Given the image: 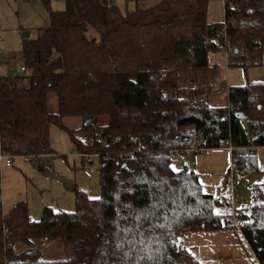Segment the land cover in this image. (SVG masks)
<instances>
[{
    "label": "trees",
    "instance_id": "1",
    "mask_svg": "<svg viewBox=\"0 0 264 264\" xmlns=\"http://www.w3.org/2000/svg\"><path fill=\"white\" fill-rule=\"evenodd\" d=\"M64 1L62 10L48 8L36 38L22 40L31 75L0 76V153L54 154L50 130L62 128L79 153L97 155L99 196L77 188L73 211L45 207L39 220L25 201L4 212L0 197V264H200L184 236L230 229L264 264V183L254 186L250 208L222 213L230 202L204 193L198 172L171 166L195 145H224L238 174L260 171L264 82L229 87L227 104L217 105L186 81L212 69L215 51L225 49L234 67L252 66L247 56L264 53V0H224L225 20L216 23L207 21L209 0H134L125 10L111 0ZM67 116L80 117L81 127L66 128ZM45 241L64 256L43 259Z\"/></svg>",
    "mask_w": 264,
    "mask_h": 264
},
{
    "label": "rangeland",
    "instance_id": "2",
    "mask_svg": "<svg viewBox=\"0 0 264 264\" xmlns=\"http://www.w3.org/2000/svg\"><path fill=\"white\" fill-rule=\"evenodd\" d=\"M45 1H50L47 6ZM121 10L133 9L134 0H111ZM64 0H29L16 2L14 0H0V49L5 50L6 56L0 63L6 75L20 72L23 65L22 34L28 32L29 37L36 38L41 29L49 22L48 8L64 9ZM207 21L210 23L224 22V0H209L206 8ZM90 37L98 34L90 30ZM252 64L250 67H234V57L224 49L212 52L209 56L211 70L200 74L196 81L187 82L188 85L204 88L201 94L207 96L211 104L226 105L229 87L244 86L253 82H264V53L247 56ZM253 62L260 65L253 66ZM207 81V82H206ZM209 83V84H206ZM48 109L57 111L56 97L49 98ZM106 124L101 118L98 125ZM64 125L69 130L81 127L82 119L76 116L64 118ZM50 148L53 153L35 156H12L13 163L7 167L0 165L1 185L0 197L2 208L7 212L17 203L25 201L29 208L31 220H39L45 207H52L59 211H73L75 205V190H83L90 198L99 196V160L97 155L85 156L79 153L75 144L62 128L51 127ZM77 137L78 132L73 133ZM86 146L84 138L76 140ZM199 151V150H198ZM259 170L256 173L236 174L239 181L233 192L226 186L225 180L230 171L235 170L232 154L224 145L219 148L194 152L191 150L186 156L175 154L172 156L171 166L179 170L185 164L200 174L204 193L218 196L222 201H229L225 206H219L222 213L231 211H245L254 204L253 188L264 183V147L256 150ZM54 160V161H53ZM187 167V165L185 166ZM234 232L224 235L192 232L184 236V245L189 249L200 264H259L255 254L249 247L242 232L238 229L225 230ZM38 245L41 246L40 242ZM64 250L55 242L45 241L42 246V258L55 260L64 256Z\"/></svg>",
    "mask_w": 264,
    "mask_h": 264
},
{
    "label": "built area",
    "instance_id": "3",
    "mask_svg": "<svg viewBox=\"0 0 264 264\" xmlns=\"http://www.w3.org/2000/svg\"><path fill=\"white\" fill-rule=\"evenodd\" d=\"M14 1H16V2H27L29 0H14ZM5 56H6L5 51L2 50V49H0V63H2V60L4 59ZM4 74H6V73H4L2 71V75H4ZM30 75H31L30 70H28L27 67H25V66L22 65L20 67V72L14 71V72H12V74H10L8 76L11 77V78H21L23 80H26ZM249 145L252 148L255 147V141L253 139H250L249 140ZM193 149H194V151H198V150L200 151L201 150V148L199 147V145H195L193 147ZM234 162H235V159L232 157V163H233V165H234ZM2 163H4L7 167H10L12 165V163H13V157L10 154H8V153H6V154L5 153H0V165ZM187 167L188 168H192V166H189L188 164H187ZM234 167H235V165H234ZM234 171H236V169L233 170V171H230L228 173V176H227L226 180H225L226 186L228 188L232 189V191H233V188H234L235 183L237 181V177H236V174H235ZM233 220L235 221L237 227L240 228L242 226L243 222L242 221H237L236 218H235V215H233ZM42 246H44V245H42Z\"/></svg>",
    "mask_w": 264,
    "mask_h": 264
},
{
    "label": "crops",
    "instance_id": "4",
    "mask_svg": "<svg viewBox=\"0 0 264 264\" xmlns=\"http://www.w3.org/2000/svg\"><path fill=\"white\" fill-rule=\"evenodd\" d=\"M50 3V2H49ZM3 50V49H2ZM5 51V50H4ZM6 53V52H5ZM187 164H185L184 166H186ZM237 171V170H236ZM235 172V171H234ZM235 174H236V172H235ZM236 176H237V174H236ZM234 189V188H233ZM232 190V189H231ZM233 192V191H232ZM234 230H237V229H234ZM238 231H239V229H238ZM202 233H206V232H202ZM224 233H229V234H231V233H234L233 231L232 232H228V231H219V232H216V233H211L212 235H217V236H220V235H224ZM182 245L184 246V247H186L185 245H184V240L182 241ZM187 248V247H186ZM188 249V248H187ZM189 250V249H188Z\"/></svg>",
    "mask_w": 264,
    "mask_h": 264
},
{
    "label": "water",
    "instance_id": "5",
    "mask_svg": "<svg viewBox=\"0 0 264 264\" xmlns=\"http://www.w3.org/2000/svg\"><path fill=\"white\" fill-rule=\"evenodd\" d=\"M28 37H29V33H28V32L22 34V39H24V38H28ZM238 115H239V117H240L242 120H246V116H245L244 114H242V113H238ZM90 120H91V118H88L87 121H86V123H88Z\"/></svg>",
    "mask_w": 264,
    "mask_h": 264
},
{
    "label": "bare ground",
    "instance_id": "6",
    "mask_svg": "<svg viewBox=\"0 0 264 264\" xmlns=\"http://www.w3.org/2000/svg\"><path fill=\"white\" fill-rule=\"evenodd\" d=\"M83 129V128H82ZM77 144V143H76ZM4 145V144H3ZM49 145V144H48ZM79 145V144H78ZM77 147H79V146H77ZM54 161V160H53ZM76 192V191H75Z\"/></svg>",
    "mask_w": 264,
    "mask_h": 264
}]
</instances>
